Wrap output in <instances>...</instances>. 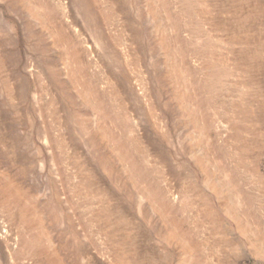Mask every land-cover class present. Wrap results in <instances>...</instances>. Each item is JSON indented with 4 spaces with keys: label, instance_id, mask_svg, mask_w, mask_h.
<instances>
[{
    "label": "rangeland",
    "instance_id": "1",
    "mask_svg": "<svg viewBox=\"0 0 264 264\" xmlns=\"http://www.w3.org/2000/svg\"><path fill=\"white\" fill-rule=\"evenodd\" d=\"M0 264H264V0H0Z\"/></svg>",
    "mask_w": 264,
    "mask_h": 264
}]
</instances>
